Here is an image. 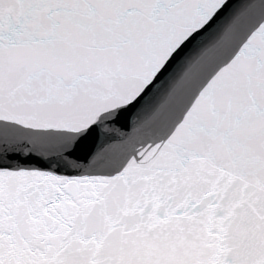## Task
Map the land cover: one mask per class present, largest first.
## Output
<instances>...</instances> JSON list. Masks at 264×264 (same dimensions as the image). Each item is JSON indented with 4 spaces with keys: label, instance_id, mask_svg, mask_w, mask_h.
I'll return each mask as SVG.
<instances>
[{
    "label": "snow or ice",
    "instance_id": "obj_1",
    "mask_svg": "<svg viewBox=\"0 0 264 264\" xmlns=\"http://www.w3.org/2000/svg\"><path fill=\"white\" fill-rule=\"evenodd\" d=\"M0 264H264V0H0Z\"/></svg>",
    "mask_w": 264,
    "mask_h": 264
}]
</instances>
